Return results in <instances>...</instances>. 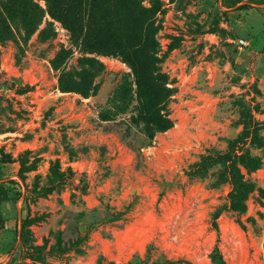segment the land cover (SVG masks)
<instances>
[{"label":"rangeland","instance_id":"rangeland-1","mask_svg":"<svg viewBox=\"0 0 264 264\" xmlns=\"http://www.w3.org/2000/svg\"><path fill=\"white\" fill-rule=\"evenodd\" d=\"M217 250L264 264V0H0V264Z\"/></svg>","mask_w":264,"mask_h":264},{"label":"trees","instance_id":"trees-1","mask_svg":"<svg viewBox=\"0 0 264 264\" xmlns=\"http://www.w3.org/2000/svg\"><path fill=\"white\" fill-rule=\"evenodd\" d=\"M122 2H127V1H129V0H121ZM151 29H152V22H149L147 25H145V26H142L141 28H140V31H141V33L142 32H144V31H147V32H149V31H151ZM138 44H139V40H138ZM126 61H127V63L130 65V67H131V69L134 71V74L138 77L139 75V73H138V66L136 65V63L134 62V61H132V60H129L128 58H126L125 59ZM138 80V79H137ZM169 87H167V85L166 84H164V85H162V87H161V89H160V92H159V98H158V100H159V103H158V105H161V104H163L164 105V103H166V100H167V98H168V92H169ZM163 105H161V110H163L164 109V107H163ZM170 126V120H169V118L167 117V116H165V115H162V114H160V118H159V120H158V122L157 123H153V126H150L149 127V129H156V128H158V129H165V128H168ZM152 138H150V140H151ZM218 158H220L221 157V155H218L217 156ZM212 158V156L211 155H207L205 158H203V162L204 161H207V160H209V159H211ZM232 163H233V161H232ZM34 165L32 164V165H30L29 167H24V168H26V171H29V170H32V169H34V167H33ZM198 166V165H197ZM236 168V171H235V173H233L232 175H231V180L235 183V184H237L238 186H239V188H243L244 186H246L247 188H249L250 186H249V184H247L246 182H244L243 181V174L241 173V171H240V169L239 168H237V167H235ZM51 172L53 173V175L60 181L61 180V178L63 177V173L58 169L57 171L56 170H53V169H51ZM238 194H239V190L238 189H234L232 192H231V194H230V197H231V205L233 206V208H236V206H235V198L238 196ZM130 207L131 206H128L127 208H126V210L125 211H123V212H121V211H116V212H114V213H112L111 215H110V218H111V220L112 221H117V220H119V219H127V215H128V213H129V211H130ZM110 220V221H111ZM212 259L215 261V263L216 264H227L226 263V261L224 260V258H223V256L221 255V253H220V251L219 250H217L213 255H212ZM128 264H132V263H128Z\"/></svg>","mask_w":264,"mask_h":264}]
</instances>
